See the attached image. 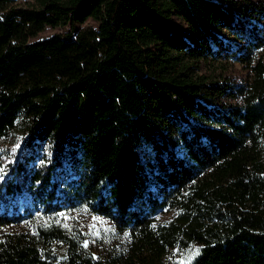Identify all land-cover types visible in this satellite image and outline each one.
Wrapping results in <instances>:
<instances>
[{
	"label": "trees",
	"instance_id": "16d2710c",
	"mask_svg": "<svg viewBox=\"0 0 264 264\" xmlns=\"http://www.w3.org/2000/svg\"><path fill=\"white\" fill-rule=\"evenodd\" d=\"M142 1L145 8L139 0H38L40 9L30 11L0 0V264H54L47 249L57 232L16 226L76 208L94 182L92 210L121 234H136L159 213V193L183 195L191 175L198 183L165 235L136 251L106 247L97 257L70 245L60 264H163L169 254L180 264H264V53L245 89L217 85L196 105L187 89L198 91L199 76L187 66L206 52L176 51L177 40L185 46L186 37L207 39L216 22L232 23L231 6ZM173 9L188 29L170 28ZM47 15L81 22L93 16L99 27L71 41L56 35L29 43L30 22ZM227 95L243 103L207 105ZM163 116L173 125L164 132L178 129L186 154L158 128ZM26 117L13 145L9 133ZM128 125L137 130L125 132ZM140 139L153 145V155ZM91 144L102 146L98 160ZM117 144L130 149L128 157Z\"/></svg>",
	"mask_w": 264,
	"mask_h": 264
},
{
	"label": "rangeland",
	"instance_id": "374dc122",
	"mask_svg": "<svg viewBox=\"0 0 264 264\" xmlns=\"http://www.w3.org/2000/svg\"><path fill=\"white\" fill-rule=\"evenodd\" d=\"M10 1L15 9L23 8L30 11H37L40 9L37 4L38 0ZM60 1L63 4L68 2V0ZM183 1L184 4L191 6V0ZM208 1L219 4L222 10H227L229 6H231L233 11V21L229 25H225V23L221 21L213 24L212 33L210 35L208 34L207 39L204 38V35L200 37L194 36L193 41H190L186 37L185 39L187 44H185V46L181 44V39L178 38L177 40L180 47L176 48V51H197V47L198 49L204 48L202 50L206 52V58L204 61L198 60L195 61V64L191 63L190 67L187 66V70L191 71L195 75L194 78L199 76V79H201L194 81L200 86L198 91H196V93H200V95H197L195 92L192 93L191 89H187L190 94L195 97L196 105H203L205 103L204 100L207 99L203 98L204 95L207 93L209 94V90L213 91V87L217 85L222 87L225 92H228L230 87L232 89V86L237 84L245 89L253 75L252 68L255 62L264 53V0ZM152 2L162 3L163 1L152 0ZM139 4L140 8L146 7V3L142 0H139ZM169 21H172L171 23L173 25L170 26V28L174 29V31H180V29L184 30L186 28L188 29L190 26L182 16L176 14L175 9H173L172 15L169 17ZM40 22L41 20L38 18L30 22L31 30L35 33L34 35L31 34L28 36L29 43L49 39L56 35H60L67 41H71L76 39L82 31L89 29L97 30L99 27V20L93 16H88L81 22L72 20L70 15H68V17L61 15L52 21V16L47 15L45 20L41 23ZM153 49L160 53V46L158 44H155ZM172 55L176 54L173 52ZM192 55L193 54L189 53L187 59ZM183 63L185 65V62ZM239 102L243 103L242 98L240 100L234 95H227L225 97H217L214 101L210 100L207 105H216L221 109H229L231 106L239 104ZM177 103L179 104V102ZM180 105L185 106V104ZM188 116L191 118L190 115ZM133 117H131V120H133ZM163 117L157 118L156 120L159 122L158 128H161L160 131L162 130L164 132L166 128H172L173 125L172 122L170 123L167 118ZM27 120L29 119L26 117L19 118L15 121L14 126L9 133V139L13 145L20 143L22 130ZM135 124H138V120ZM128 126L129 129L127 127L125 132L128 131L129 133H132L131 130H137V128H134L133 126ZM156 126L157 124L154 123L153 127L155 128ZM225 126L223 124H217V127H220V129H224ZM226 127L229 128V126ZM177 131L178 129H176V134H174V132H169L170 134L168 132H164V134L179 154H186L184 146L181 142H179V135ZM94 135L95 134H93V136ZM142 136L143 135L140 134L138 137ZM95 137L96 136L91 138L93 144V139H95ZM140 140H143L141 143L143 144L145 151H148L151 155H153V145L149 144V142L144 143V139ZM105 142L106 139L103 143ZM92 146L93 145L91 144V148L93 149L94 146ZM100 147L102 146L99 145L94 147L97 151H94L93 149V153L95 152L96 154V156H94L97 160L99 159ZM117 149L119 151H125L124 155H127L128 157L130 149L127 146L124 148V146L122 147L117 144ZM207 171H210V168L206 170V172ZM182 172L183 171H181V173ZM197 183L198 177L191 175L186 177V188L183 195L177 196L176 193L170 189L165 193L160 192L159 196L163 201V205L161 206L159 213L150 217L146 221V224L140 228L136 234L128 232L121 234L115 228L110 219L98 215L92 210L90 207V200L94 190L96 189L97 182L89 185L85 198L82 200L83 202L76 208L63 210L59 213L50 215L37 214L33 217V220L26 221L16 226V228L30 232L39 231L41 228L46 231L54 230L57 232L58 235L49 242L50 244L47 249L50 259L54 264H60L62 262L70 245H75L77 250L92 253L95 257L99 256V254L102 255V253L106 251V247H109V249L129 247L130 249L136 251V248L140 246L142 242H145L146 239L165 235L167 231L178 221L182 211L184 210L183 204L189 195L190 188ZM163 262V264H180V257L178 254L173 256L172 254H169L166 258L163 256Z\"/></svg>",
	"mask_w": 264,
	"mask_h": 264
},
{
	"label": "snow or ice",
	"instance_id": "6c2138e0",
	"mask_svg": "<svg viewBox=\"0 0 264 264\" xmlns=\"http://www.w3.org/2000/svg\"><path fill=\"white\" fill-rule=\"evenodd\" d=\"M17 147H18V145H17ZM0 172H3V169H0ZM196 252L198 254L199 250L197 249Z\"/></svg>",
	"mask_w": 264,
	"mask_h": 264
}]
</instances>
